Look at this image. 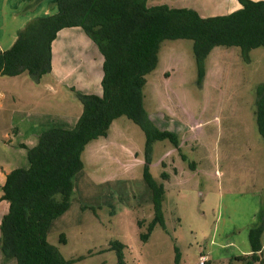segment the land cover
Returning <instances> with one entry per match:
<instances>
[{"label":"rangeland","instance_id":"rangeland-1","mask_svg":"<svg viewBox=\"0 0 264 264\" xmlns=\"http://www.w3.org/2000/svg\"><path fill=\"white\" fill-rule=\"evenodd\" d=\"M221 3L147 0L148 7L191 9L201 17L226 15L239 6L230 2L222 9ZM53 54L55 67L63 61L56 68L63 77L59 82L50 71L38 84L24 73L2 77L0 86L24 98L27 84H34L38 103L33 106L27 95L10 109L39 112L42 127H71L81 112L77 95L101 94L102 57L81 29L63 31ZM241 54L236 47L213 48L202 61L198 83L192 41L161 43L157 65L146 76L143 106L158 129L180 140L179 149L169 140L154 142L149 156V173L164 189V227L156 226L145 241L140 237L153 216L152 193L143 179L145 135L120 117L105 138L85 146L69 209L49 228L47 241L65 260L117 264L110 246L119 242L126 264H177L175 248L178 264H198L211 250L207 264H245L235 257L249 248V230L264 226V148L255 119L264 48L251 50L247 58ZM4 125L0 121V131Z\"/></svg>","mask_w":264,"mask_h":264},{"label":"trees","instance_id":"trees-1","mask_svg":"<svg viewBox=\"0 0 264 264\" xmlns=\"http://www.w3.org/2000/svg\"><path fill=\"white\" fill-rule=\"evenodd\" d=\"M238 3L240 8L229 14L201 17L191 9L148 7L147 0H55V14L34 18L18 31L13 45L0 51L2 77L26 73L38 84L51 71L53 41L68 28H80L96 45L103 62L101 95H77L82 111L75 126L47 129L34 147L21 145L28 167L13 169L5 176L0 197L8 204L0 221L4 262L72 264L49 244L47 234L52 221L69 209L85 146L105 138L112 122L120 117L132 121L145 135L143 179L152 193L153 216L140 237L145 241L156 226L164 227V189L149 173V156L154 142L169 140L179 149L180 140L177 134L158 129L144 109L146 76L155 69L160 45L167 40L192 41L198 83L203 77L202 61L213 48L236 47L245 58L251 50L264 48V0ZM255 119L264 148V83L256 87ZM162 178L167 176L162 174ZM263 229L260 224L249 230L250 254L235 259L264 264ZM59 241L65 244L64 234ZM124 248L119 242L111 243L117 264H126ZM175 252L178 264L180 255L176 248Z\"/></svg>","mask_w":264,"mask_h":264},{"label":"crops","instance_id":"crops-1","mask_svg":"<svg viewBox=\"0 0 264 264\" xmlns=\"http://www.w3.org/2000/svg\"><path fill=\"white\" fill-rule=\"evenodd\" d=\"M238 0H222L221 8L227 9L229 3H239ZM258 1V0H254ZM240 5H236V9H239ZM57 12L55 0H0V51H4L9 49L17 38L18 31L21 30L30 20L43 16H50ZM211 17V16H208ZM72 29H80V28H68L61 30L56 39L52 43V59L51 64V73H53V77L59 82L63 77L58 73L56 74V68L59 65L63 64V61H56V67L54 65L55 54L54 51V43L60 37L63 31L72 30ZM60 54H58L59 56ZM67 57H70L71 54H63ZM101 55V54H100ZM57 56V58H59ZM102 57V55H101ZM103 62V57H102ZM102 70V67H101ZM18 77V76H17ZM2 76H0V79ZM14 78V77H13ZM61 78V79H60ZM102 78V76H101ZM100 78V81H101ZM1 82V81H0ZM33 82V81H32ZM34 83V82H33ZM35 84V83H34ZM34 84H27V95L28 97L33 99L31 104L34 106L38 103L39 96L36 93V88H34ZM50 87V86H49ZM52 88V87H51ZM101 88V87H100ZM31 90V94L28 92ZM84 94H93L91 92H85ZM101 95V94H100ZM9 96V97H8ZM26 96H23L26 98ZM8 98V99H7ZM21 96L18 97V94L10 92V90L4 85L0 86V121L5 123L2 127L3 131L0 135V197L2 195L1 187L4 184L5 176L8 172L17 168H27L29 163L27 160L26 150L21 147V145H25L28 148L34 147L38 142L39 135L47 129L57 128V127H42V119L43 115L39 112H26L19 111L15 112L13 109H10L15 101L26 100ZM7 100V101H6ZM6 101V103H5ZM8 108H4V106ZM82 111V109H81ZM3 114L7 115V118L4 119L1 117ZM81 114V112H80ZM80 115H78L79 117ZM49 117V116H48ZM63 117V116H61ZM78 117L71 119L72 126L71 127H59L63 129H71L75 126ZM15 120V121H14ZM15 138V140H13ZM22 138V140L20 139ZM17 139H20L17 141ZM2 140H8L7 143ZM98 140V139H96ZM8 211V204L5 201H0V221ZM240 255H236V257L249 255L250 247L241 251ZM210 253H206L207 263H210ZM264 254V234L262 235V255ZM264 257V256H263ZM0 264H15L14 260H10L4 262L2 260L1 252H0Z\"/></svg>","mask_w":264,"mask_h":264},{"label":"built area","instance_id":"built-area-1","mask_svg":"<svg viewBox=\"0 0 264 264\" xmlns=\"http://www.w3.org/2000/svg\"><path fill=\"white\" fill-rule=\"evenodd\" d=\"M206 263H207V257L205 255L200 256L198 264H206Z\"/></svg>","mask_w":264,"mask_h":264}]
</instances>
